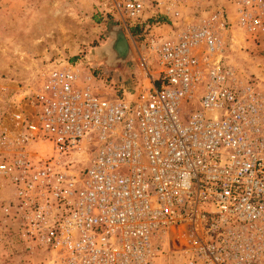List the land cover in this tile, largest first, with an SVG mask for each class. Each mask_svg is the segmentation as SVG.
I'll list each match as a JSON object with an SVG mask.
<instances>
[{"label": "built area", "instance_id": "obj_1", "mask_svg": "<svg viewBox=\"0 0 264 264\" xmlns=\"http://www.w3.org/2000/svg\"><path fill=\"white\" fill-rule=\"evenodd\" d=\"M197 1L109 0L144 24L139 85L107 97L67 61L0 122V216L50 264H264V92L227 63V15ZM235 16L256 35L264 0Z\"/></svg>", "mask_w": 264, "mask_h": 264}, {"label": "rangeland", "instance_id": "obj_2", "mask_svg": "<svg viewBox=\"0 0 264 264\" xmlns=\"http://www.w3.org/2000/svg\"><path fill=\"white\" fill-rule=\"evenodd\" d=\"M235 1L200 0L187 4V9L199 14L218 9L227 15L226 28L219 30L227 63L264 92V30L253 35L237 27ZM100 2L0 0V122L3 126L9 127L10 113L31 110L28 105L31 88L40 73L54 65L67 61L78 65L82 78L90 71L93 88L107 97L119 95L120 87H128L136 74L133 70L138 56L121 32L127 37L129 31L141 47L144 24L128 22V30L124 26L121 30L116 25L119 21H113L109 6ZM158 21L167 20L160 17ZM157 67V63L152 65L153 69ZM7 195L5 182L0 179V198L6 200ZM50 259L49 250L23 235L16 222L0 216V264H50ZM154 264L159 261L155 260ZM160 264H166L165 259Z\"/></svg>", "mask_w": 264, "mask_h": 264}, {"label": "crops", "instance_id": "obj_3", "mask_svg": "<svg viewBox=\"0 0 264 264\" xmlns=\"http://www.w3.org/2000/svg\"><path fill=\"white\" fill-rule=\"evenodd\" d=\"M100 4H103V5L105 4V5L109 6V8H110L109 11H110L111 15L113 16V21H115V22L119 21V24H116V25L117 26L120 25L119 28L121 30H122L121 26H124L126 31L128 30V24H127L128 21L125 20L123 16H120L118 14V12L115 10V8L110 4L109 0H101ZM166 23L168 24V21H166ZM114 27H116V26H114ZM162 28L168 30L169 26L166 25L165 23H163ZM112 29H113V27H112ZM127 32H128V36H127L128 38L125 37V34L123 32H121V33H122L123 37L125 38L126 42L129 44V46L131 47V45L133 44V46L135 47V50H137V52H135V53H137L136 54V58H137L138 54L141 53V50H143V49H141V47L139 46V44H140L139 42L136 43L137 41H136L135 37H133V35H131V33L129 31H127ZM110 33H111V31H110ZM109 39H110V35H109ZM134 43H135V45H134ZM130 50H131V48H130ZM132 50H133V47H132ZM133 71L136 72L135 76L133 74L132 80L127 84L128 87L125 86V88L130 89V90H132L131 88H134L135 86L139 85L140 79H141L140 71H139V68L137 66V63H136V68ZM91 84H93V83L91 82Z\"/></svg>", "mask_w": 264, "mask_h": 264}]
</instances>
